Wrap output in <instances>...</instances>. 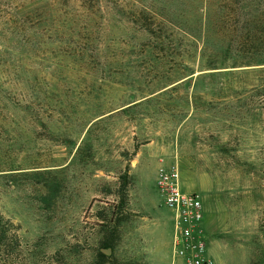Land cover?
Masks as SVG:
<instances>
[{
	"label": "rangeland",
	"instance_id": "obj_1",
	"mask_svg": "<svg viewBox=\"0 0 264 264\" xmlns=\"http://www.w3.org/2000/svg\"><path fill=\"white\" fill-rule=\"evenodd\" d=\"M242 1L254 45L229 40L230 64L213 68L201 47L177 57V11L193 19L197 1L0 0V209L23 226L16 264L99 251L171 264L157 176L172 164L202 196L215 264H264V0ZM161 20L163 45L144 30Z\"/></svg>",
	"mask_w": 264,
	"mask_h": 264
},
{
	"label": "trees",
	"instance_id": "obj_2",
	"mask_svg": "<svg viewBox=\"0 0 264 264\" xmlns=\"http://www.w3.org/2000/svg\"><path fill=\"white\" fill-rule=\"evenodd\" d=\"M187 1L189 0H179V4L184 6ZM193 1L194 3L197 1L196 7H193L196 11L193 19L185 17L180 9L177 11V57L184 59L201 47V53L207 59V63L204 66L218 68L230 64L228 61L230 58L229 52L231 51L228 44L229 40L232 39L239 45L241 44V40L248 36V42L254 45V32L249 31L246 33V36L242 33L240 25V18L243 13L242 0ZM249 21L250 25L256 28L257 20L255 14H250ZM163 24L164 22L161 20L157 29L143 28L146 32L149 31V33L155 34L156 43L162 45L168 38L165 34V29H160L163 27ZM232 59L236 60L235 62L238 60L237 56H233ZM130 184L129 175L125 174L121 176L120 196L122 198V206H125L127 202V191ZM123 220L124 217L111 219L114 223L112 227L113 235L104 240L103 245L105 248L114 247L118 226ZM24 244L25 239L22 224L4 214L0 209V264H16ZM107 257L108 255L105 252L99 251L100 259H98L97 264H103Z\"/></svg>",
	"mask_w": 264,
	"mask_h": 264
},
{
	"label": "built area",
	"instance_id": "obj_3",
	"mask_svg": "<svg viewBox=\"0 0 264 264\" xmlns=\"http://www.w3.org/2000/svg\"><path fill=\"white\" fill-rule=\"evenodd\" d=\"M179 177L178 164L159 167L157 187L174 221L171 264H215L208 254L202 196L198 190H183Z\"/></svg>",
	"mask_w": 264,
	"mask_h": 264
},
{
	"label": "crops",
	"instance_id": "obj_4",
	"mask_svg": "<svg viewBox=\"0 0 264 264\" xmlns=\"http://www.w3.org/2000/svg\"><path fill=\"white\" fill-rule=\"evenodd\" d=\"M156 175H157V174H156ZM186 185H187V187H188L189 189H191L190 187L193 186V185H191V183H186ZM187 191H191V190H187Z\"/></svg>",
	"mask_w": 264,
	"mask_h": 264
},
{
	"label": "water",
	"instance_id": "obj_5",
	"mask_svg": "<svg viewBox=\"0 0 264 264\" xmlns=\"http://www.w3.org/2000/svg\"><path fill=\"white\" fill-rule=\"evenodd\" d=\"M108 252L110 251V249L109 250H107Z\"/></svg>",
	"mask_w": 264,
	"mask_h": 264
}]
</instances>
